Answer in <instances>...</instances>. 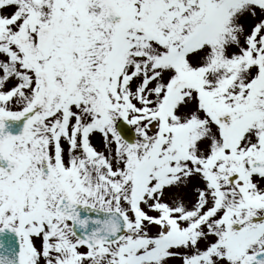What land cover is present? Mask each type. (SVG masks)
I'll return each mask as SVG.
<instances>
[{
	"label": "snow or ice",
	"instance_id": "1",
	"mask_svg": "<svg viewBox=\"0 0 264 264\" xmlns=\"http://www.w3.org/2000/svg\"><path fill=\"white\" fill-rule=\"evenodd\" d=\"M0 264H264V0H0Z\"/></svg>",
	"mask_w": 264,
	"mask_h": 264
}]
</instances>
